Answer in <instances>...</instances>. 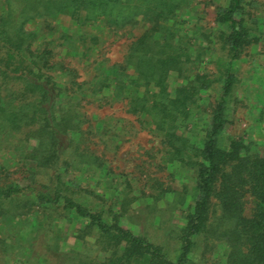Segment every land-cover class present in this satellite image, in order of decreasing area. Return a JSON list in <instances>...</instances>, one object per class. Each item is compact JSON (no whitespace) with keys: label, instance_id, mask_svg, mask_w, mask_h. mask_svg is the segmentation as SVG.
Segmentation results:
<instances>
[{"label":"trees","instance_id":"obj_1","mask_svg":"<svg viewBox=\"0 0 264 264\" xmlns=\"http://www.w3.org/2000/svg\"><path fill=\"white\" fill-rule=\"evenodd\" d=\"M190 1L0 0V157L10 154L21 168L28 163L36 168V173L12 179L0 163V229L11 224L21 234L37 210L60 209L85 222L84 231L74 233L83 240L82 249L95 244L104 257L73 259L70 254L59 264H196L198 252L204 264H219L204 258L221 243L224 264H264V149L259 152L243 139L221 142L237 83L233 65L247 47L263 40L264 17L251 21V1L257 0H222L215 11L214 35L199 28L182 30L178 18ZM63 16L78 28L59 32L51 22ZM37 20L39 26L29 29ZM140 21L147 30L131 38L118 62L103 52L97 34L85 30L102 23L111 35L122 38ZM215 44L224 52L226 67L221 77L212 79L200 69ZM63 51L79 58L85 76L77 62H66ZM214 84L215 98L206 101L204 94ZM119 103L138 123L137 131L133 123L121 125L123 133L150 130L159 136L155 169L179 166L192 172L193 187L176 192L147 169L149 161L144 165L145 186L160 190L150 193L153 203L172 193V210L184 204L186 196L191 199L184 223L167 230L176 244L173 253L122 226L135 200L125 189L112 200L94 189L67 194L64 175L70 169L85 166L94 176L106 174L105 158L96 153L94 139L109 148L119 136V119L92 124L85 107ZM198 109L208 116L207 127L191 139L180 129L188 128ZM41 172L48 175L45 181L37 177ZM130 184L127 180L124 188ZM121 185L112 181L107 187L114 191ZM136 218L130 216L140 222L141 216ZM7 256L6 241L0 239V264Z\"/></svg>","mask_w":264,"mask_h":264},{"label":"rangeland","instance_id":"obj_2","mask_svg":"<svg viewBox=\"0 0 264 264\" xmlns=\"http://www.w3.org/2000/svg\"><path fill=\"white\" fill-rule=\"evenodd\" d=\"M262 3H264V0L251 1L254 15L251 21L256 22L258 18L264 17V5H260ZM221 4L222 0H191L184 9V13L179 15V28L182 30L199 28L207 34L214 35L218 30L214 21L215 11ZM39 24L38 20L33 21L29 23L28 27L34 29ZM51 24L57 27L59 32L68 28H78L66 16L53 20ZM85 28L89 33L97 34L103 40V47H101L103 52L107 53L112 61L118 62L122 59L131 38L142 35L148 27L140 21L129 35L122 38L111 35L102 23L88 25ZM52 37L55 40L58 39L57 35ZM211 38L212 41L215 40L216 42L213 36ZM57 49L60 50V47ZM211 49V52L205 55L200 70H205L206 74L215 79L221 77L226 67V60L220 44L211 46ZM63 55L67 57L66 62L70 60L77 62L76 67L79 68L82 75L84 74V71L80 68L78 57L74 58L65 51H63ZM232 72L237 78V83L232 96L233 101L228 107L227 123L221 135V142L225 145L231 139H243L246 143H250L253 148L262 152L264 149V38L245 49L243 56L234 63ZM178 83L179 81L174 80L173 84L178 85ZM217 89V85L214 84L211 90L204 94L206 101L215 98ZM84 110L89 119H92V124L101 120H103V123H113L114 119H119L120 126L116 130V133H118L116 135L119 136L109 148H106L97 138L94 139L96 153L103 155L105 158L106 174L102 173L99 176L100 174L97 172L94 176L85 166H82L80 170L70 169L64 175L65 185L67 188L69 187L67 194L69 195L71 191L77 189H94L99 195H105L112 200L120 194V190L125 189L130 193L129 196L135 200L129 216L122 218V226L133 230L137 234L145 235L149 241L159 244L169 253H173L176 244L168 237L167 230L171 225L184 223L183 213L186 207L191 204V199L186 196L184 204L178 206L179 208L174 206L172 210L168 209L174 205V195L172 193H167L164 200L153 203V199L149 196L150 193L157 194L160 190L153 192L148 186H145L147 185L145 183L147 177L144 165L145 162L149 161L150 167L148 166L147 169L156 178L160 179L163 187H171L176 192L182 191L183 187H187L188 190L193 187L194 179L191 170L179 166L169 167L165 170L155 169L159 161L157 149L161 148L160 138L155 133L149 132L150 130H140L136 135L123 133L121 125L128 126L133 123L136 131L138 127V123L135 122L136 118L125 113L123 104L119 103L103 109H98L95 105H87ZM142 119L148 120L145 116ZM207 121L208 116L206 114L199 111V109L194 110L188 122V128H181L180 132L192 139L194 136L201 134V131L207 127ZM148 157L151 160H148ZM2 162H4L6 171H11L9 176L12 179L29 176V171L36 173L33 164L28 163L26 167L21 168L20 164H17L10 154L2 155L0 163ZM108 171L111 173L109 174ZM3 176L1 175V177ZM37 177L45 181L48 175L42 173L38 174ZM127 180H130L131 184L124 188ZM112 181L115 183L120 181L121 188L113 191V189L107 187ZM158 188L159 186H156V189ZM37 211V214L31 216L28 222L30 227L26 228V232L19 234L16 231L17 227L14 230L12 228L14 225L11 224H7L0 229V239L6 241L7 244L8 256L5 264H59V260L63 256H69L70 254L75 255L73 259L80 256L97 260L103 259L104 256L101 253L99 254L100 249L98 246L92 244L84 250L82 249L83 240H78L74 236V233L84 231L85 222L82 219L68 217L60 209L45 212H42V210ZM42 215L44 219L41 218ZM137 215L141 216L140 222L135 220ZM130 216H134L135 219L131 220ZM53 217L54 220L52 221L51 218ZM37 219L42 220V222L38 223ZM41 244H46L49 248L38 249L37 247ZM224 252L225 247L221 243L213 253H207L204 259L208 263L218 262L224 264ZM200 253L198 252L194 256L196 264H204Z\"/></svg>","mask_w":264,"mask_h":264}]
</instances>
